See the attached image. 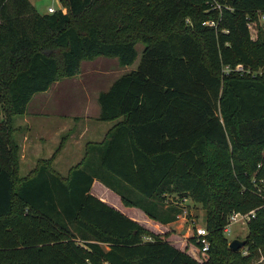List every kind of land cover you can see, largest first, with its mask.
Here are the masks:
<instances>
[{"label": "trees", "instance_id": "trees-1", "mask_svg": "<svg viewBox=\"0 0 264 264\" xmlns=\"http://www.w3.org/2000/svg\"><path fill=\"white\" fill-rule=\"evenodd\" d=\"M61 3L42 14L0 0V264H264V0ZM138 43L137 68L98 98L99 120H118L101 173L78 164L61 175L57 148L19 176L14 119L33 96L99 56L134 63ZM95 179L163 224L182 200L200 204L207 252L104 201ZM233 213L248 215L238 250L225 234Z\"/></svg>", "mask_w": 264, "mask_h": 264}, {"label": "crops", "instance_id": "crops-1", "mask_svg": "<svg viewBox=\"0 0 264 264\" xmlns=\"http://www.w3.org/2000/svg\"><path fill=\"white\" fill-rule=\"evenodd\" d=\"M30 1L32 2V0ZM32 4L36 7L33 2ZM61 8L64 7L62 6ZM96 73L92 77H96L95 80L77 81V75L76 77H71L69 80L55 82L49 90L33 96L28 105L27 112L24 115L15 117L14 124L17 127L15 139L19 143L20 148H24V151H22L21 165L25 163L30 169L35 167L36 148H42V151L44 148H61L54 158V162L60 161L61 165H65L64 163L70 165L68 170L80 164L81 166H86L93 172L98 171L101 173L99 169L102 168V156L109 143V131L118 120H99L100 104L98 98L100 93L108 91L114 81L120 76L114 79L106 77L107 70L105 68H102ZM102 74V79H99L98 76ZM61 81H64V83L61 84ZM66 85L76 89L72 96H77L74 100L82 101L83 107L81 112H67L62 110L65 103L60 91L63 88H67L65 87ZM78 90L81 91L78 92ZM65 150H69L72 153V161L66 162L61 159ZM53 154L49 157L51 158ZM59 172L65 175L63 171L59 170ZM91 191L125 213L123 206H119L118 204V201L122 203L120 196L103 182L95 179ZM184 200L187 203L189 198ZM185 203L181 202V205L185 206ZM127 215L155 233H165L172 227L173 231L167 237L168 240L181 249L188 248V252L196 256L197 247L191 242H185L183 247L177 245V242L174 240V237H176L175 234H182L184 227H186L185 223L187 220H185V217L181 216L176 220L163 224L149 218L138 207L127 208ZM195 226L198 225H193V227ZM162 228L166 230L163 231ZM190 229V227L186 229L188 236L190 235Z\"/></svg>", "mask_w": 264, "mask_h": 264}, {"label": "rangeland", "instance_id": "rangeland-1", "mask_svg": "<svg viewBox=\"0 0 264 264\" xmlns=\"http://www.w3.org/2000/svg\"><path fill=\"white\" fill-rule=\"evenodd\" d=\"M32 2L36 5L38 11L42 14L47 13L48 12V8L49 7H54L56 10H58L59 8L62 7V3L61 0H32ZM65 9H67L66 7H64ZM261 23L264 26V17L261 18ZM255 34V32L253 31V35ZM144 48V45L142 43H138L137 44V50H138V57L135 60L134 63L130 64V65H121L119 60L117 58H110V57H104V56H99L94 60H88V61H84L81 65V71L78 74V76L76 77L77 81H87V80H91V79H96L92 78L94 74H97L96 72H99L102 68H105L107 70V74L106 77H109L111 79L114 78H118L119 76L130 72L134 69L137 68L140 58H141V53L142 50ZM102 75H99V79H102ZM71 77L68 78H62L60 80H69ZM73 78V77H72ZM73 80V79H71ZM63 84L64 81H61ZM69 82V81H67ZM67 88H63L60 92L62 93V99H64V103L65 105L63 106L64 108H62L63 111H67V112H81L82 109V101H77L74 100V98L72 95H74L73 93L76 91L75 88H71L70 86H65ZM81 90H78V92H80ZM28 149V148H27ZM37 149V153L35 155V167L33 169H30L28 165H26L25 163H23V165H21V158H22V151H24V148H21L20 150V169H19V176H26L28 174H30L38 165V161L39 160H47L49 159L50 155H52L53 153L57 152V148H44V150L42 151V148H36ZM54 155V154H53ZM47 156V157H46ZM57 156V154H56ZM72 153L69 150H65V152L62 154L61 159H63L66 162H70L72 161ZM65 165H61L60 161H56L52 163L53 168L59 172L63 171L65 173V175H67L68 173V169L70 168V165H66V163H64ZM60 173V172H59ZM67 173V174H66ZM61 175H63L62 173H60ZM136 192V191H135ZM111 195H113V197H115L114 194L111 193ZM168 201L172 202L175 204V202L177 200H179L177 197H175L174 195H170L168 197ZM109 201V200H108ZM182 202L185 203V200H182ZM114 203V201H113ZM119 206H123L124 210H125V214H127V206H124L122 203H119ZM186 205L184 206V209H186L187 212L183 213L182 217H185L186 223L184 227V231L182 234H175L176 237H174V240L177 242V245L183 246L184 247V243L185 242H189L193 232H194V227L193 225H198V226H204L203 224V217H204V210L202 209L201 205L198 203H195L194 201H192L191 199H189L187 201V203H185ZM167 207H163L161 208V210L166 211ZM246 221L244 219H237L236 221L232 222V224L229 226V228L231 229L229 232L225 231L226 236L229 239V242H231L234 238H239L241 240H243L248 232V228ZM187 227H190V235H187ZM162 230H166L164 228H162ZM173 229L172 227L170 228L169 231L167 232H172ZM175 232V231H174ZM158 234H163V233H158ZM201 257L203 258L204 256L200 253Z\"/></svg>", "mask_w": 264, "mask_h": 264}, {"label": "built area", "instance_id": "built-area-1", "mask_svg": "<svg viewBox=\"0 0 264 264\" xmlns=\"http://www.w3.org/2000/svg\"><path fill=\"white\" fill-rule=\"evenodd\" d=\"M54 12H56V9L54 7L48 8V13H54ZM205 23L213 25L214 21H207ZM185 212H187L186 209H184L183 213H185ZM183 213L180 214L178 216V218L183 216ZM241 218L244 219L245 221H247L248 215H243L241 213H233L231 218H230L229 224L225 228V231L229 232L231 230L229 228V226L232 224V222L236 221L237 219H241ZM193 229H194V232L192 235H195L197 237L198 241H200L202 243L203 247L201 248V251L207 252L210 242L207 238L208 231H207L206 227L205 226H195Z\"/></svg>", "mask_w": 264, "mask_h": 264}, {"label": "water", "instance_id": "water-1", "mask_svg": "<svg viewBox=\"0 0 264 264\" xmlns=\"http://www.w3.org/2000/svg\"><path fill=\"white\" fill-rule=\"evenodd\" d=\"M246 245V240L243 239H239V238H234L230 243L229 246L230 248H232L233 250H238L242 247H244Z\"/></svg>", "mask_w": 264, "mask_h": 264}]
</instances>
